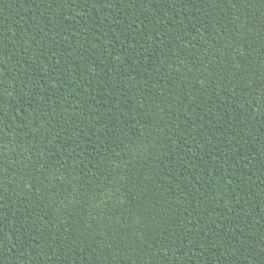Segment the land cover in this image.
<instances>
[{
	"label": "trees",
	"instance_id": "obj_1",
	"mask_svg": "<svg viewBox=\"0 0 264 264\" xmlns=\"http://www.w3.org/2000/svg\"><path fill=\"white\" fill-rule=\"evenodd\" d=\"M0 264H264V0H0Z\"/></svg>",
	"mask_w": 264,
	"mask_h": 264
}]
</instances>
